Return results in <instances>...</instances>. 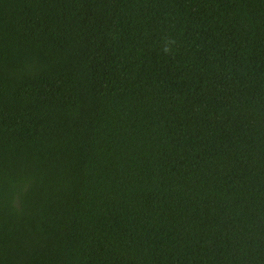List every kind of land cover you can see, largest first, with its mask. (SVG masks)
<instances>
[{
  "label": "trees",
  "instance_id": "1",
  "mask_svg": "<svg viewBox=\"0 0 264 264\" xmlns=\"http://www.w3.org/2000/svg\"><path fill=\"white\" fill-rule=\"evenodd\" d=\"M0 264H264V0H0Z\"/></svg>",
  "mask_w": 264,
  "mask_h": 264
},
{
  "label": "clouds",
  "instance_id": "2",
  "mask_svg": "<svg viewBox=\"0 0 264 264\" xmlns=\"http://www.w3.org/2000/svg\"><path fill=\"white\" fill-rule=\"evenodd\" d=\"M164 51H165V52H168V51H169V49H168L167 47H165V48H164Z\"/></svg>",
  "mask_w": 264,
  "mask_h": 264
}]
</instances>
